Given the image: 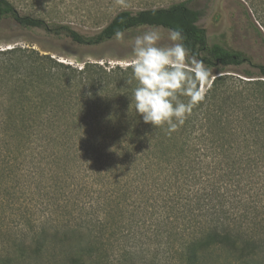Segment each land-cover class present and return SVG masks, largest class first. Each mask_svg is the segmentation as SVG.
I'll return each mask as SVG.
<instances>
[{
    "label": "trees",
    "instance_id": "16d2710c",
    "mask_svg": "<svg viewBox=\"0 0 264 264\" xmlns=\"http://www.w3.org/2000/svg\"><path fill=\"white\" fill-rule=\"evenodd\" d=\"M190 1L120 10L83 32L0 0V22L85 48L117 43L118 31L126 39L149 27L180 30L189 55L211 72L204 99L169 135L130 106L127 66H73L21 45L0 50V209L20 210L10 195L27 193L34 180L58 208L86 215L61 233L60 244H70L65 264H108L100 234L128 210H148L156 236L161 228L175 234L172 264H264V63L208 43ZM248 1L264 31L263 13ZM238 68L241 76L228 74ZM50 241L39 233L0 264L40 259Z\"/></svg>",
    "mask_w": 264,
    "mask_h": 264
},
{
    "label": "rangeland",
    "instance_id": "374dc122",
    "mask_svg": "<svg viewBox=\"0 0 264 264\" xmlns=\"http://www.w3.org/2000/svg\"><path fill=\"white\" fill-rule=\"evenodd\" d=\"M7 1L23 15L40 18L47 23L68 24L79 31L91 32L104 26L120 10L164 7L185 0ZM254 3L256 9L264 15V0H255ZM189 6L202 13L197 24L204 30L208 43H218L229 49L242 51L253 62L264 63V46L260 42L257 30L263 36L264 31L248 0H191ZM246 9L249 18L246 17ZM162 32L164 39L160 44L166 46L169 44L167 32ZM133 37L135 36L131 34L121 42L85 48L68 41L45 38L42 34L27 32L0 22V50L15 45L32 47L73 66H81L85 62L126 66V62L131 58ZM239 73V68L228 72L234 76H241ZM202 89L205 90L204 84ZM34 183L33 180L32 187L27 193L10 195L11 201L19 203L20 210L16 208L17 205L12 204L0 209V260L5 256H16L20 247L32 243V239L41 233L43 237L51 239L42 258L27 257L23 261L15 260L12 264H65L70 244H60L61 233L66 226L70 228L82 226L81 223L87 219L86 215L80 220L74 215L70 216L65 209L58 208L52 193H48L41 185L35 186ZM116 211L113 209L112 212L115 219ZM153 223L148 210L145 213L141 210H128L118 226L101 232L99 242L104 245V250L106 249L103 253L109 259L108 264H127L129 258L140 264H172L175 253L171 247L175 246V234L167 238L163 234L164 228H161L163 233L158 232L160 237L156 236L157 226L154 228ZM56 231L57 238H51V234Z\"/></svg>",
    "mask_w": 264,
    "mask_h": 264
},
{
    "label": "clouds",
    "instance_id": "9594fccd",
    "mask_svg": "<svg viewBox=\"0 0 264 264\" xmlns=\"http://www.w3.org/2000/svg\"><path fill=\"white\" fill-rule=\"evenodd\" d=\"M166 32V46L160 44L164 34L159 27H149L134 37L131 58L126 62L131 78L126 83L135 81L130 97L135 114L145 124L154 129L166 128L171 135L204 99L202 85L211 72L189 55L180 30ZM114 39L123 41L125 32L118 31Z\"/></svg>",
    "mask_w": 264,
    "mask_h": 264
}]
</instances>
